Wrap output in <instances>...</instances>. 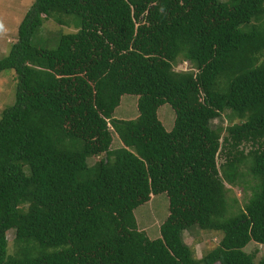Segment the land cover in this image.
<instances>
[{
	"label": "trees",
	"instance_id": "1",
	"mask_svg": "<svg viewBox=\"0 0 264 264\" xmlns=\"http://www.w3.org/2000/svg\"><path fill=\"white\" fill-rule=\"evenodd\" d=\"M46 21L76 32L37 44ZM9 70L0 264H264L244 251L264 246V0H34ZM125 96L136 112L116 119ZM228 110L245 117L223 134ZM161 194L153 239L134 210ZM194 225L220 236L200 258L180 233Z\"/></svg>",
	"mask_w": 264,
	"mask_h": 264
},
{
	"label": "rangeland",
	"instance_id": "2",
	"mask_svg": "<svg viewBox=\"0 0 264 264\" xmlns=\"http://www.w3.org/2000/svg\"><path fill=\"white\" fill-rule=\"evenodd\" d=\"M34 0H0V58H3L9 51L10 46L17 39V29L25 16L26 12L31 8ZM73 26H58L51 21H46L41 27L40 33L35 38L36 43L52 40L61 34L75 33ZM187 62H178L175 71L186 70ZM16 75L13 70L0 73V117L6 108L15 102ZM133 97L125 96L122 99L120 108L116 110L114 117L116 119L128 120L134 117L136 112ZM165 108V109H164ZM160 109V119L163 121L165 128H170L173 124L174 117L166 110L168 107ZM245 117V113L241 111H226L219 118L211 122L214 128L223 129L227 126L236 124ZM119 146L117 141L114 142L113 148ZM250 146L245 147L247 152ZM97 161V158L90 159L89 164ZM223 157L218 158V163H222ZM244 167H242L243 169ZM245 171V169L243 170ZM229 196L235 197L239 206H242L246 199L250 196V191H242L240 187H229ZM168 199L164 194L153 197L147 204L134 210V217L140 229L147 232L150 238L159 236V228L166 221L168 216ZM180 233L186 245L190 246L197 258L202 257L206 252L217 247L220 236L212 232H203L195 225L183 227ZM14 231H9L6 235L8 240V250L10 253L14 250ZM244 251L255 256V261L260 260L264 256V246L257 245L253 242L249 243Z\"/></svg>",
	"mask_w": 264,
	"mask_h": 264
}]
</instances>
